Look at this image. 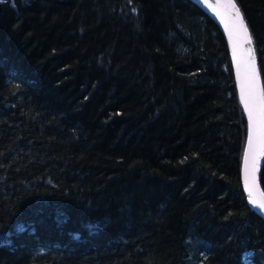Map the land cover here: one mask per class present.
<instances>
[{
    "label": "trees",
    "instance_id": "trees-1",
    "mask_svg": "<svg viewBox=\"0 0 264 264\" xmlns=\"http://www.w3.org/2000/svg\"><path fill=\"white\" fill-rule=\"evenodd\" d=\"M246 126L192 1L0 0V264H264Z\"/></svg>",
    "mask_w": 264,
    "mask_h": 264
},
{
    "label": "snow or ice",
    "instance_id": "snow-or-ice-1",
    "mask_svg": "<svg viewBox=\"0 0 264 264\" xmlns=\"http://www.w3.org/2000/svg\"><path fill=\"white\" fill-rule=\"evenodd\" d=\"M200 2L219 17L232 43L240 99L248 118L247 146L243 156L244 180L250 203L264 210V192L253 195L257 188L258 161L264 157V87L260 84L253 38L235 0H218L215 4H209L207 0Z\"/></svg>",
    "mask_w": 264,
    "mask_h": 264
},
{
    "label": "water",
    "instance_id": "water-1",
    "mask_svg": "<svg viewBox=\"0 0 264 264\" xmlns=\"http://www.w3.org/2000/svg\"><path fill=\"white\" fill-rule=\"evenodd\" d=\"M192 1L197 7H199L219 28V30L221 31V33L223 34L226 44H227V48H228V52H229V57H230V63H231V67H232V73H233V78H234V82H235V87H236V92H237V97H238V101L239 104L242 108L243 114L245 116L246 119V138H245V143H244V149H243V153H242V160H241V170H240V179H241V186H242V190L246 195V202L248 204V206L255 212L257 213L260 217H262L264 219V210H261L259 207L253 205L252 203H250V196H249V191H248V187L245 184V180H244V162H243V156H244V152L246 150V146H247V136H248V118H247V113L244 110L243 104L241 103V99H240V89H239V80L237 78V74H236V70H235V63L233 60V55H232V43L228 38V34L225 31L224 28V24H222L220 22L219 17H217L213 11L205 6H202L200 0H190ZM207 2L209 4H215L218 2V0H207ZM221 2H224V0H221ZM237 4V3H236ZM238 6V5H237ZM239 7V6H238ZM221 11H224L223 9H221ZM250 32V31H249ZM254 47V45H253ZM255 50V49H254ZM256 57V54H255ZM256 63H257V59H256ZM257 68H258V64H257ZM259 70V69H258ZM260 74V72H259ZM260 84L262 85V81H261V76H260ZM263 158L262 157L259 161H258V172H257V188L255 193H253V195H258L259 193L263 192L262 187L259 183V170L260 167L263 163Z\"/></svg>",
    "mask_w": 264,
    "mask_h": 264
},
{
    "label": "bare ground",
    "instance_id": "bare-ground-1",
    "mask_svg": "<svg viewBox=\"0 0 264 264\" xmlns=\"http://www.w3.org/2000/svg\"><path fill=\"white\" fill-rule=\"evenodd\" d=\"M262 76V75H261ZM261 171V170H260Z\"/></svg>",
    "mask_w": 264,
    "mask_h": 264
}]
</instances>
